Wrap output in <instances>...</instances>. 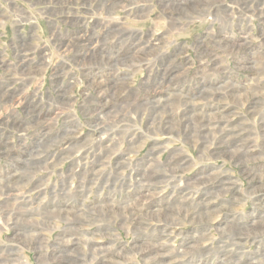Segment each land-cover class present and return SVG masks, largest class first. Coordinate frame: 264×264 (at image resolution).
<instances>
[{
    "label": "rangeland",
    "instance_id": "rangeland-1",
    "mask_svg": "<svg viewBox=\"0 0 264 264\" xmlns=\"http://www.w3.org/2000/svg\"><path fill=\"white\" fill-rule=\"evenodd\" d=\"M149 245L264 264V0H0V264Z\"/></svg>",
    "mask_w": 264,
    "mask_h": 264
},
{
    "label": "bare ground",
    "instance_id": "bare-ground-1",
    "mask_svg": "<svg viewBox=\"0 0 264 264\" xmlns=\"http://www.w3.org/2000/svg\"><path fill=\"white\" fill-rule=\"evenodd\" d=\"M106 1H108V0H104V5L106 4ZM204 119L205 118H203V121H204ZM202 128L203 129H208V125L205 124V123H203L202 124ZM220 130L222 132V135L224 134L225 137H231V136L234 135L233 134V131H231V129L224 128L222 125L220 127ZM227 143L228 142H223L222 145H227ZM241 237H242V235H241ZM150 252H152V253H150ZM145 253L146 254H149V255L152 254L153 255V258L154 259H159L161 264H172V258H171V256L168 255L162 247H159L157 245H155V246L149 245L148 248L146 249V252Z\"/></svg>",
    "mask_w": 264,
    "mask_h": 264
}]
</instances>
